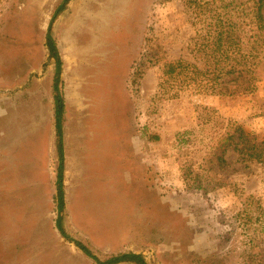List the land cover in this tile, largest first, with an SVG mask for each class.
Segmentation results:
<instances>
[{
    "label": "rangeland",
    "instance_id": "obj_1",
    "mask_svg": "<svg viewBox=\"0 0 264 264\" xmlns=\"http://www.w3.org/2000/svg\"><path fill=\"white\" fill-rule=\"evenodd\" d=\"M63 1L0 0V264H97L74 241L102 261L246 264L244 202L264 208V166L230 150L220 172L234 188L206 194L184 178L232 125L264 140V91L221 97L189 79L191 63L173 81L167 71L200 58L221 0H71L53 19ZM49 34L63 63L70 240L56 223Z\"/></svg>",
    "mask_w": 264,
    "mask_h": 264
},
{
    "label": "trees",
    "instance_id": "obj_2",
    "mask_svg": "<svg viewBox=\"0 0 264 264\" xmlns=\"http://www.w3.org/2000/svg\"><path fill=\"white\" fill-rule=\"evenodd\" d=\"M71 0H64L53 19L63 12ZM219 4L220 9L211 11L210 21L206 22L207 31L199 50L200 58L187 61L183 68L182 60L176 61L168 67L169 79L184 76L185 69L190 64V80L200 81L206 90L221 97H243L264 91V0H221L211 5ZM204 7H201L202 9ZM213 20L215 25L213 24ZM47 48L49 57L56 61V79L54 85L55 129L58 151V172L56 180L57 195V229L68 239L63 227V216L66 210L64 189L65 178V150L64 136L67 123L65 96L60 93L62 85V60L56 41L48 35ZM185 62L186 60L183 59ZM199 63V67L197 64ZM145 65H142L143 67ZM140 67V68H141ZM182 68V69H181ZM183 70V73H179ZM142 76L143 71L140 69ZM178 73V74H177ZM172 77L173 75H175ZM208 155L199 163L193 161L184 178L188 190H200L206 194L222 188H234L232 182L223 179L221 169L227 166L225 156L232 150L250 163L264 166V140L255 134L246 133L241 127L230 126L217 140ZM246 203L243 211V224L250 231V249L246 264H264V208L255 197H250V205ZM256 224L258 226L256 227ZM76 246L97 264L137 263L146 264L143 257L136 254H120L107 256L104 261L96 257L91 249L80 241H74Z\"/></svg>",
    "mask_w": 264,
    "mask_h": 264
}]
</instances>
